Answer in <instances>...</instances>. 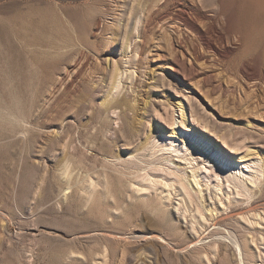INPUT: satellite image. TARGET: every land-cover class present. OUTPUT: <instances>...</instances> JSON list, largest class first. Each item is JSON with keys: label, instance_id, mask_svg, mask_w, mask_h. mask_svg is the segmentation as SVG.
I'll return each mask as SVG.
<instances>
[{"label": "rangeland", "instance_id": "rangeland-1", "mask_svg": "<svg viewBox=\"0 0 264 264\" xmlns=\"http://www.w3.org/2000/svg\"><path fill=\"white\" fill-rule=\"evenodd\" d=\"M190 3L0 0V264H264V22L207 48Z\"/></svg>", "mask_w": 264, "mask_h": 264}, {"label": "bare ground", "instance_id": "bare-ground-1", "mask_svg": "<svg viewBox=\"0 0 264 264\" xmlns=\"http://www.w3.org/2000/svg\"><path fill=\"white\" fill-rule=\"evenodd\" d=\"M207 1V0H206ZM213 1H216V0H213ZM204 2V1H203ZM217 4L218 6L216 7H213L210 11H212L210 14H207L205 11L201 10L199 8V6L197 5V2L196 0H191V3L190 5H184L183 7H180L179 9L175 10L174 12H170L169 11V16H170V19L172 20H177L179 22L182 23V25H185L186 28H191L193 31H195L194 34L197 35V37L201 40V43H203V45L207 48L209 47H213L214 45V40L217 39L216 37L218 38H224L225 36L226 37H230V36H237L239 40H243L244 36H245V31L248 30L250 24H253V23H256L258 24V22H264V0H238V5H237V9L234 11L233 15L236 17L235 19V25L232 27H222L221 23L223 22H228L229 21V13L224 9L223 7V0H217ZM203 4V3H202ZM171 5V4H169ZM206 5V4H205ZM207 6V5H206ZM204 6V7H206ZM209 6V5H208ZM203 7V5H202ZM136 25H137V28L140 26V31H138L139 33H142L145 29H146V20L142 19L141 17H139L137 20H136ZM175 22V21H174ZM177 28H175V30L177 32H179V29L178 27H180L178 24L177 26H175ZM139 30V29H138ZM185 31V30H184ZM182 35V34H181ZM192 35V34H191ZM196 37V38H197ZM236 38V37H235ZM221 40V39H220ZM124 43V42H123ZM200 43V44H201ZM126 46L129 45V43L127 42L125 44ZM202 45V44H201ZM215 46V45H214ZM203 47V46H202ZM201 47V48H202ZM194 53V52H193ZM197 53H200L199 49H198V52ZM202 53V52H201ZM201 56V55H200ZM254 59V58H252ZM251 59V60H252ZM248 61V60H247ZM256 61L257 63V66L255 68V74H259V75H262L264 76V59L263 57H260V56H257L254 60V62ZM252 62V61H251ZM253 62V63H254ZM246 65V64H245ZM248 65V64H247ZM110 82L114 85L119 77L122 75V71L119 70V67L116 63V61L113 60L112 62V65L110 67ZM245 70V69H244ZM248 71H250L248 69ZM253 71V70H252ZM252 73V72H251ZM254 74V75H255ZM251 78V77H250ZM259 79V77H258ZM118 99V98H117ZM112 102V101H111ZM117 104H124L120 99L118 100H115V102L113 104H111L109 106V108H118L119 105L117 106ZM115 109H113L114 111ZM115 112V111H114ZM116 113V117L119 118L120 117V113L118 114V112H115ZM131 126V125H130ZM129 133V132H128ZM225 135L223 136H220V140L222 141H225ZM208 146V145H207ZM175 150V149H174ZM176 151V150H175ZM218 152V151H217ZM240 156V155H239ZM228 159L226 158L225 159V163L228 165V166H232V163H230L229 161H227ZM236 160H238V162L236 163L237 164V169H240L242 168L243 165H245L247 168H248V163L245 164L246 162L244 161V158L243 157H238ZM234 161V160H233ZM244 161V162H243ZM235 169V168H234ZM243 170V169H242ZM239 173V172H238ZM230 174V173H229ZM233 174V173H232ZM253 174V173H252ZM193 177L194 179L197 178V173L196 171H193ZM235 177L237 175H234ZM239 176V175H238ZM236 177V178H240V177ZM231 177V176H230ZM252 177V176H251ZM235 178V179H236ZM229 179V178H228ZM232 179V178H231ZM230 179V180H231ZM253 180V179H252ZM196 184L197 185H200L199 184V181L196 180ZM239 181V180H238ZM242 181V179H241ZM232 182V181H231ZM254 182V181H253ZM252 182V183H253ZM240 183V182H239ZM251 183V182H250ZM238 184V183H237ZM236 184V185H237ZM241 184V183H240ZM246 185V184H245ZM244 185V187H245ZM169 187V186H168ZM239 187V186H237ZM243 187V186H242ZM250 188V186H248ZM247 187V189H249ZM240 190V189H239ZM243 191V190H241ZM244 192V191H243ZM245 192H246V189H245ZM247 193V192H246ZM251 193V192H250ZM253 194V193H252ZM251 196V194H250ZM191 199V198H190ZM255 200V199H254ZM237 201H240V200H237ZM193 203V200L190 201ZM197 202L201 203L202 205V208L205 209V211L207 212L208 214V217H209V223H210V226H219V224L221 223L220 221L224 218V217H229L233 214L234 210L237 206V204H234L233 202H230V211L229 213H223L218 207L216 208H212V207H207V205H204V203L199 199L197 198ZM240 203V202H239ZM197 204V203H196ZM245 204V203H244ZM246 204H249V203H246ZM251 204V205H250ZM249 205H247V207H250L249 209H253L251 208L252 206V203H250ZM255 204V203H254ZM224 205V204H223ZM200 207V205H199ZM245 207V206H244ZM156 208V207H155ZM218 208V209H217ZM241 208V207H240ZM188 209V207H187ZM228 210V209H227ZM254 210V209H253ZM249 211V210H248ZM246 211V212H248ZM250 212V211H249ZM248 212V213H249ZM192 218H194L193 214L191 215ZM159 217V215L157 216ZM196 218V216H195ZM204 219V218H203ZM225 219V218H224ZM195 221L194 219L192 220V222ZM162 222V221H161ZM157 223V222H156ZM199 226V224L202 226L203 224H201V222L197 219V222ZM160 224V223H159ZM162 227L165 228H168L169 229V232L170 233H173V229L175 227L174 223H169L167 221H165V223L161 224ZM160 226V227H161ZM205 226V225H204ZM159 227V226H158ZM216 227V228H217ZM244 229L246 231H249L250 229H248L249 227L247 226H243ZM201 230V228H199ZM203 229V228H202ZM239 230V229H238ZM207 231V229H206ZM209 231V230H208ZM174 234V233H173ZM172 234V235H173ZM203 234V233H202ZM170 235V234H169ZM198 235V234H197ZM170 237V236H169ZM187 237V236H186ZM209 237V236H208ZM171 239V238H170ZM179 239V238H178ZM205 238H200L199 236L196 237L194 239V242L198 245V246H205L207 241H203ZM207 239V238H206ZM222 240V239H221ZM220 240V241H221ZM225 240V239H224ZM224 240H222L223 242H225ZM244 240V239H243ZM180 241V240H179ZM178 240H176L175 242L178 244V245H181L180 242ZM209 241V240H208ZM234 241L231 239V242ZM191 243L193 242L192 240L189 241L186 243ZM210 242V241H209ZM208 242V243H209ZM213 242V241H212ZM235 242V241H234ZM242 242V241H241ZM218 243V242H217ZM185 244V242H184ZM192 244V243H191ZM194 244V243H193ZM192 244V245H193ZM214 244V243H212ZM220 244V243H219ZM223 244V243H222ZM237 244V242L235 243ZM189 245V244H188ZM233 245V244H232ZM245 245V244H244ZM191 246V245H190ZM194 246V245H193ZM228 246V245H227ZM234 246V245H233ZM185 247V246H184ZM231 247V246H230ZM235 247H237V250H238V246L236 245ZM246 247V245H245ZM249 247V246H248ZM201 248V247H200ZM240 248V247H239ZM244 248V247H243ZM240 250V249H239ZM242 250V249H241ZM190 253V252H189ZM205 253V252H204ZM203 253V254H204ZM237 253V252H236ZM234 254V253H232ZM241 256V255H240ZM246 257V256H245ZM85 258V257H84ZM237 258H240V257H237ZM241 259V258H240ZM244 259V258H243ZM242 260V259H241ZM241 260L239 261V263L241 262Z\"/></svg>", "mask_w": 264, "mask_h": 264}]
</instances>
